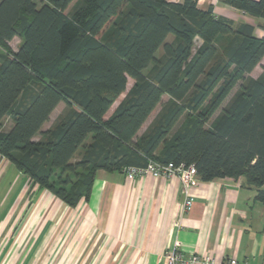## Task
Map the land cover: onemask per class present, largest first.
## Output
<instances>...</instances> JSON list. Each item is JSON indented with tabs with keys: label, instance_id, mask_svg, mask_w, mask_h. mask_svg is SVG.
<instances>
[{
	"label": "trees",
	"instance_id": "trees-1",
	"mask_svg": "<svg viewBox=\"0 0 264 264\" xmlns=\"http://www.w3.org/2000/svg\"><path fill=\"white\" fill-rule=\"evenodd\" d=\"M221 1L264 18V0ZM0 47V156L67 205L98 170L150 161L243 177L264 204V71L245 77L264 57L254 25L198 0H0Z\"/></svg>",
	"mask_w": 264,
	"mask_h": 264
},
{
	"label": "crops",
	"instance_id": "crops-1",
	"mask_svg": "<svg viewBox=\"0 0 264 264\" xmlns=\"http://www.w3.org/2000/svg\"><path fill=\"white\" fill-rule=\"evenodd\" d=\"M198 6L236 24L260 23L221 0ZM10 164L0 156V178ZM21 173L14 196L0 204V264H168L164 252L174 245L186 256L264 264V204L243 177L197 176L185 211L176 176L98 170L89 197L71 207Z\"/></svg>",
	"mask_w": 264,
	"mask_h": 264
},
{
	"label": "built area",
	"instance_id": "built-area-1",
	"mask_svg": "<svg viewBox=\"0 0 264 264\" xmlns=\"http://www.w3.org/2000/svg\"><path fill=\"white\" fill-rule=\"evenodd\" d=\"M123 171L126 173L128 179L142 177L147 174H152L156 177H178L185 195L183 208L185 211H189L192 208L193 194L191 189L198 176L197 168L194 164H186L184 162L178 164L168 162L163 164L150 161L145 166H127ZM164 256L168 264H238L235 258L218 261L213 256L198 253H191L186 256L177 245L166 249Z\"/></svg>",
	"mask_w": 264,
	"mask_h": 264
},
{
	"label": "rangeland",
	"instance_id": "rangeland-1",
	"mask_svg": "<svg viewBox=\"0 0 264 264\" xmlns=\"http://www.w3.org/2000/svg\"><path fill=\"white\" fill-rule=\"evenodd\" d=\"M48 0H36V2L41 5L42 3L47 2ZM256 21H260V23L255 22L254 26L257 28V32L258 33H263L264 32V18H254ZM20 39L18 37L13 38L11 41H9V45L11 47L12 50H16L18 45H19ZM0 51L4 52V49L2 47H0ZM160 54V52H158V55ZM264 71V57L260 60L259 64H257V66L249 73H247L245 75L246 78H256L259 75H261ZM242 84V81H239L230 91V93L227 95V97L225 98V100L223 101L221 107H219V109L217 110V112L215 113L214 117L220 112L221 108L223 106H225L229 100L231 99V97L240 89ZM133 85V79L129 78L128 79V84H127V90L120 94L118 97L115 98L112 107L110 108V112H112L115 108V106L124 98L126 92L128 91V89ZM169 99V96L167 94L163 95L162 98V102H166ZM65 108V103L61 102L59 103V105L56 107V109L53 111L50 120L45 124L44 126V130L47 129L48 127H50L58 118V116L61 114V112L63 111V109ZM160 109V105L157 107V109L152 113V115L149 117V119L145 122V124L143 125V127L141 128V130L139 131V133H143L146 128L148 127V125L150 124V122L153 120V118L155 117V115L157 114V112ZM185 116H183L180 120V122L177 124L179 125L183 120H184ZM10 127V121L7 119L5 120L4 126H3V130L8 129ZM40 137V134L37 135V139ZM18 176H22V173L18 171L17 167L14 164H10V167L7 168L6 170H4L2 172V176L0 178V198H1V194L3 195L2 199L0 200V204H2V202H6L9 201L10 198L12 196H14V193L17 191L18 186L20 184V180L21 178L18 179ZM9 199V200H8Z\"/></svg>",
	"mask_w": 264,
	"mask_h": 264
}]
</instances>
